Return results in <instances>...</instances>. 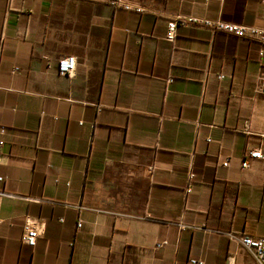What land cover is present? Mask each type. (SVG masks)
I'll use <instances>...</instances> for the list:
<instances>
[{"label": "crops", "instance_id": "1", "mask_svg": "<svg viewBox=\"0 0 264 264\" xmlns=\"http://www.w3.org/2000/svg\"><path fill=\"white\" fill-rule=\"evenodd\" d=\"M124 1L0 0V264H254L230 234L264 236V42L166 33L264 3Z\"/></svg>", "mask_w": 264, "mask_h": 264}, {"label": "built area", "instance_id": "2", "mask_svg": "<svg viewBox=\"0 0 264 264\" xmlns=\"http://www.w3.org/2000/svg\"><path fill=\"white\" fill-rule=\"evenodd\" d=\"M264 3V0H260ZM110 4L115 7H122L126 10H136L141 11L140 6H136L132 3H128L124 0H109ZM188 24L199 25L207 28L210 32H224L227 34H232L237 37H246V38H255L264 42V27L243 25L235 22L223 21L220 19L212 20L208 18H198L191 16H182L176 15L172 17L167 22V33L166 39L173 41L176 35L177 27L179 25L185 26ZM57 72L61 76L70 77L73 75L76 66V57L73 55H61L56 62ZM219 77H223L219 75ZM1 132H4V128H1ZM246 155L249 158L254 159H264V153L260 148L249 149L246 152ZM1 158V154H0ZM224 165H227V162H224ZM242 167H249V163L246 159L242 161ZM3 180V177L0 176V181ZM80 225V223H79ZM40 235L39 227L36 223L27 219L23 225V233L21 237L22 243L34 246L37 238ZM231 237L236 238L243 247L248 249L254 257V264H264V236L254 235L250 233H244L240 235L230 234ZM193 263H199L194 259L191 260Z\"/></svg>", "mask_w": 264, "mask_h": 264}]
</instances>
